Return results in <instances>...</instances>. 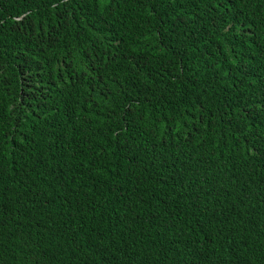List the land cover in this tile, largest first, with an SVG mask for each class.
<instances>
[{
    "label": "trees",
    "instance_id": "trees-1",
    "mask_svg": "<svg viewBox=\"0 0 264 264\" xmlns=\"http://www.w3.org/2000/svg\"><path fill=\"white\" fill-rule=\"evenodd\" d=\"M0 264H264V0H0Z\"/></svg>",
    "mask_w": 264,
    "mask_h": 264
}]
</instances>
